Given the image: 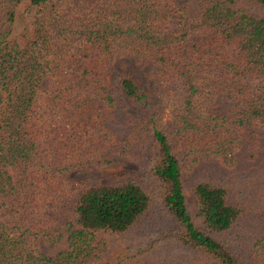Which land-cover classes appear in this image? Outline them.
<instances>
[{"label": "trees", "instance_id": "obj_1", "mask_svg": "<svg viewBox=\"0 0 264 264\" xmlns=\"http://www.w3.org/2000/svg\"><path fill=\"white\" fill-rule=\"evenodd\" d=\"M49 1L0 0V264H264V0Z\"/></svg>", "mask_w": 264, "mask_h": 264}, {"label": "rangeland", "instance_id": "obj_2", "mask_svg": "<svg viewBox=\"0 0 264 264\" xmlns=\"http://www.w3.org/2000/svg\"><path fill=\"white\" fill-rule=\"evenodd\" d=\"M29 0H20L19 4L16 6V19L13 23V33H20L23 29H30L32 26V21L34 20L37 9L34 6H28L26 9V5L28 4ZM62 0H53L49 1L45 4L46 10L51 9L53 6H57L60 4ZM26 9L24 14V19L22 21L18 18L19 15ZM122 62L130 63L139 73V75L144 78L147 82L148 87H152L153 78L149 74L148 67L146 64H141L137 62L132 57L127 55H115L111 62V69L108 73V81L111 86L117 88L116 86V69L117 66ZM129 114L134 115V112L131 110H126ZM165 117L168 119L170 117L169 110L165 107L164 108ZM104 159L110 160L113 158L111 154H107L103 157ZM133 169L135 168L134 164L128 161H125L123 164L118 165L117 167L112 166H105L101 168H90L86 171L74 172L70 173L69 176L78 179V180H98L99 182H105L108 180H113V174L118 171V169ZM187 201L191 209L194 208L192 198L188 191H186ZM105 238L107 242L113 246H120L121 242L118 240L117 237L106 234Z\"/></svg>", "mask_w": 264, "mask_h": 264}]
</instances>
